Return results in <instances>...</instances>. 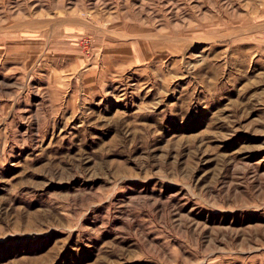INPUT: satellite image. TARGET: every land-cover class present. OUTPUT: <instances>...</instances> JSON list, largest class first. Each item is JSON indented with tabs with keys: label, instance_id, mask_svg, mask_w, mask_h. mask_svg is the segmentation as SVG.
Masks as SVG:
<instances>
[{
	"label": "rangeland",
	"instance_id": "1",
	"mask_svg": "<svg viewBox=\"0 0 264 264\" xmlns=\"http://www.w3.org/2000/svg\"><path fill=\"white\" fill-rule=\"evenodd\" d=\"M0 264H264V0H0Z\"/></svg>",
	"mask_w": 264,
	"mask_h": 264
}]
</instances>
